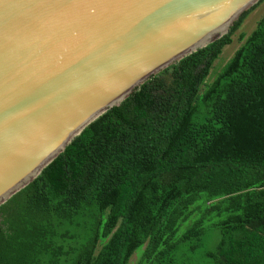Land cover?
<instances>
[{"label": "trees", "instance_id": "1", "mask_svg": "<svg viewBox=\"0 0 264 264\" xmlns=\"http://www.w3.org/2000/svg\"><path fill=\"white\" fill-rule=\"evenodd\" d=\"M262 1L89 124L0 206V264H129L139 249V264H189L211 214L219 240L206 264H264V15L207 82Z\"/></svg>", "mask_w": 264, "mask_h": 264}, {"label": "water", "instance_id": "2", "mask_svg": "<svg viewBox=\"0 0 264 264\" xmlns=\"http://www.w3.org/2000/svg\"><path fill=\"white\" fill-rule=\"evenodd\" d=\"M259 0H0V206Z\"/></svg>", "mask_w": 264, "mask_h": 264}, {"label": "rangeland", "instance_id": "3", "mask_svg": "<svg viewBox=\"0 0 264 264\" xmlns=\"http://www.w3.org/2000/svg\"><path fill=\"white\" fill-rule=\"evenodd\" d=\"M264 15V1L253 10L250 15L245 19L241 28L233 35V42L227 45L219 58L215 61L214 66L210 72L207 82H211L218 72L223 68L225 63L233 56L235 51L244 43L245 39H240L241 33H245L247 36L255 29L258 20ZM201 213L191 216L187 221L183 222L181 230H184L188 225L192 223L194 219L201 217ZM217 218L214 215H208L206 217L205 225L207 226V232L204 234V245L201 246L198 252L189 254L190 257L187 260L189 264H206L204 252L207 249L214 248L219 240V230L214 226ZM184 252H187L186 248H183ZM141 256V250H137L130 259L129 264H139ZM184 259L186 258L183 254ZM187 259V258H186ZM185 259V260H186Z\"/></svg>", "mask_w": 264, "mask_h": 264}]
</instances>
